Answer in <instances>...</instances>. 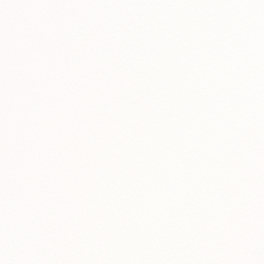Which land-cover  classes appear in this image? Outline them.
<instances>
[{
    "label": "snow or ice",
    "instance_id": "6c2138e0",
    "mask_svg": "<svg viewBox=\"0 0 264 264\" xmlns=\"http://www.w3.org/2000/svg\"><path fill=\"white\" fill-rule=\"evenodd\" d=\"M0 264H264V0H0Z\"/></svg>",
    "mask_w": 264,
    "mask_h": 264
}]
</instances>
